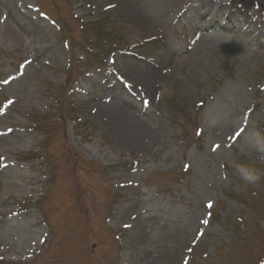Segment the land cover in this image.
I'll list each match as a JSON object with an SVG mask.
<instances>
[{
	"label": "rangeland",
	"instance_id": "obj_1",
	"mask_svg": "<svg viewBox=\"0 0 264 264\" xmlns=\"http://www.w3.org/2000/svg\"><path fill=\"white\" fill-rule=\"evenodd\" d=\"M253 122L264 0H0V264H263Z\"/></svg>",
	"mask_w": 264,
	"mask_h": 264
},
{
	"label": "clouds",
	"instance_id": "obj_2",
	"mask_svg": "<svg viewBox=\"0 0 264 264\" xmlns=\"http://www.w3.org/2000/svg\"><path fill=\"white\" fill-rule=\"evenodd\" d=\"M244 140L251 150L264 156V130L259 129L255 122L252 123ZM235 170L236 174L246 184H256L262 176L259 169L248 164H238Z\"/></svg>",
	"mask_w": 264,
	"mask_h": 264
},
{
	"label": "bare ground",
	"instance_id": "obj_3",
	"mask_svg": "<svg viewBox=\"0 0 264 264\" xmlns=\"http://www.w3.org/2000/svg\"><path fill=\"white\" fill-rule=\"evenodd\" d=\"M143 135H142V133H141V137H142Z\"/></svg>",
	"mask_w": 264,
	"mask_h": 264
},
{
	"label": "snow or ice",
	"instance_id": "obj_4",
	"mask_svg": "<svg viewBox=\"0 0 264 264\" xmlns=\"http://www.w3.org/2000/svg\"><path fill=\"white\" fill-rule=\"evenodd\" d=\"M237 135H239V133H237Z\"/></svg>",
	"mask_w": 264,
	"mask_h": 264
}]
</instances>
